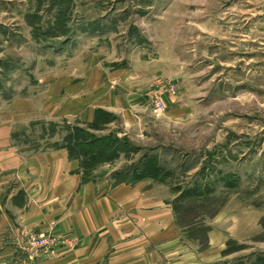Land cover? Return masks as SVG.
I'll return each mask as SVG.
<instances>
[{
	"label": "rangeland",
	"instance_id": "obj_1",
	"mask_svg": "<svg viewBox=\"0 0 264 264\" xmlns=\"http://www.w3.org/2000/svg\"><path fill=\"white\" fill-rule=\"evenodd\" d=\"M60 149L79 186L141 183L191 249L264 264V0H0L2 204L7 166Z\"/></svg>",
	"mask_w": 264,
	"mask_h": 264
},
{
	"label": "crops",
	"instance_id": "obj_2",
	"mask_svg": "<svg viewBox=\"0 0 264 264\" xmlns=\"http://www.w3.org/2000/svg\"><path fill=\"white\" fill-rule=\"evenodd\" d=\"M76 167L65 149L7 166L17 184L0 200V264L22 262L32 233L51 235L55 243L31 264H219L217 244L200 253L183 243L167 196L145 191L141 183L112 188L105 173L79 186ZM234 214H223L231 223L221 238L238 233Z\"/></svg>",
	"mask_w": 264,
	"mask_h": 264
},
{
	"label": "built area",
	"instance_id": "obj_3",
	"mask_svg": "<svg viewBox=\"0 0 264 264\" xmlns=\"http://www.w3.org/2000/svg\"><path fill=\"white\" fill-rule=\"evenodd\" d=\"M153 105L157 108L161 107V102L159 100H155L153 102ZM51 246L53 245L51 242H47L45 240L44 237H42L41 235H39V237L37 238V240L35 238H33L31 240L30 246H29V250L26 251L27 254L26 256L23 257V261L19 262V263H14V264H30V261L33 259L34 255H38L39 250H41L42 248L46 247V246ZM5 264V263H4Z\"/></svg>",
	"mask_w": 264,
	"mask_h": 264
},
{
	"label": "trees",
	"instance_id": "obj_4",
	"mask_svg": "<svg viewBox=\"0 0 264 264\" xmlns=\"http://www.w3.org/2000/svg\"><path fill=\"white\" fill-rule=\"evenodd\" d=\"M108 141H109V139L106 136L105 137H99V138H96V141L91 142L92 144H96V146L92 147L91 146L92 144L89 143V147L90 148H96V151H98L97 154L104 155V153L111 151V147H110L111 144H109ZM84 149H85V144H84Z\"/></svg>",
	"mask_w": 264,
	"mask_h": 264
}]
</instances>
